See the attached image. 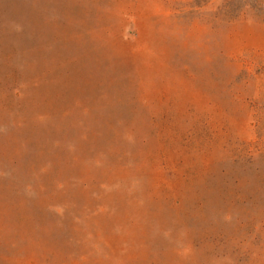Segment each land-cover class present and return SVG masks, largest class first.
I'll list each match as a JSON object with an SVG mask.
<instances>
[{
	"label": "rangeland",
	"instance_id": "rangeland-1",
	"mask_svg": "<svg viewBox=\"0 0 264 264\" xmlns=\"http://www.w3.org/2000/svg\"><path fill=\"white\" fill-rule=\"evenodd\" d=\"M0 264H264V0H0Z\"/></svg>",
	"mask_w": 264,
	"mask_h": 264
}]
</instances>
